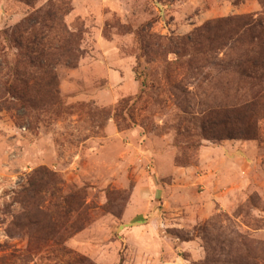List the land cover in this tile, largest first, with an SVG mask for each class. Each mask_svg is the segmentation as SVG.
I'll return each instance as SVG.
<instances>
[{
    "label": "rangeland",
    "instance_id": "obj_1",
    "mask_svg": "<svg viewBox=\"0 0 264 264\" xmlns=\"http://www.w3.org/2000/svg\"><path fill=\"white\" fill-rule=\"evenodd\" d=\"M49 1L0 0V264H264V113L257 139L207 123L255 85L236 48L216 66L177 54L260 1L65 0L80 57L54 66L59 98L29 109L4 32Z\"/></svg>",
    "mask_w": 264,
    "mask_h": 264
},
{
    "label": "trees",
    "instance_id": "obj_2",
    "mask_svg": "<svg viewBox=\"0 0 264 264\" xmlns=\"http://www.w3.org/2000/svg\"><path fill=\"white\" fill-rule=\"evenodd\" d=\"M21 1L29 6L37 2ZM259 1L263 12L257 17L245 14L207 23L177 42L178 55L189 52V65L198 60L216 66L219 64L218 52L224 48H236V58L232 60V65L239 79L255 85L249 99H240L230 105L215 106L209 110L207 123L214 139H257L259 135L258 122L261 118L257 116L260 112L264 113V0ZM59 2L63 6L49 1L4 32L6 39L20 50L14 94L29 109L37 108L38 103L48 104L47 101L59 98L54 66L64 62L69 67H76L80 57L78 37L69 31L64 22L70 9L66 8L65 0ZM28 68L30 71H27ZM35 190H30L29 207L36 202L33 201ZM29 210L30 214L26 216L28 226L42 224L43 220L32 222L34 214ZM79 210H83V207L80 206ZM17 219L14 225L19 226ZM8 234L14 236L12 230H8Z\"/></svg>",
    "mask_w": 264,
    "mask_h": 264
}]
</instances>
